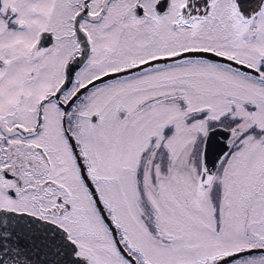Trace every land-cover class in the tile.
Returning <instances> with one entry per match:
<instances>
[{
    "label": "snow or ice",
    "instance_id": "obj_1",
    "mask_svg": "<svg viewBox=\"0 0 264 264\" xmlns=\"http://www.w3.org/2000/svg\"><path fill=\"white\" fill-rule=\"evenodd\" d=\"M0 264H264V0H0Z\"/></svg>",
    "mask_w": 264,
    "mask_h": 264
}]
</instances>
